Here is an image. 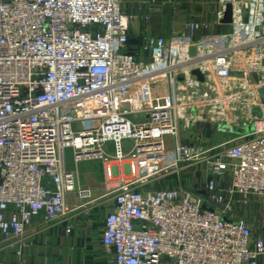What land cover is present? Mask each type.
Here are the masks:
<instances>
[{
    "label": "built area",
    "instance_id": "1",
    "mask_svg": "<svg viewBox=\"0 0 264 264\" xmlns=\"http://www.w3.org/2000/svg\"><path fill=\"white\" fill-rule=\"evenodd\" d=\"M118 2L0 0V235L17 240L34 217L69 214L70 149L76 163L136 161L132 173L158 162L116 189L102 235L114 264H258L264 240L233 219L232 198L264 196V0H219L218 22L232 6L227 31L185 22L143 37L138 54ZM202 121L245 133L210 158L179 141ZM200 163L206 182L193 192L138 189Z\"/></svg>",
    "mask_w": 264,
    "mask_h": 264
},
{
    "label": "crops",
    "instance_id": "2",
    "mask_svg": "<svg viewBox=\"0 0 264 264\" xmlns=\"http://www.w3.org/2000/svg\"><path fill=\"white\" fill-rule=\"evenodd\" d=\"M219 0H119V11L133 17L129 25V41L137 45L130 46L131 53L138 54V48L145 36L168 37L185 22H203L208 25L201 34L219 33L228 30L217 20ZM159 4L171 5L163 9ZM161 17V18H160ZM255 81L254 78H252ZM135 123L147 121L143 116H133ZM182 129V127H181ZM245 130L219 123L199 122L188 131L181 130L179 141L194 146L200 152H208L210 158L226 149V143ZM167 150L173 145L171 138L165 139ZM125 148L131 144L124 142ZM112 151V145L108 144ZM64 170L74 176L75 189L65 194L69 214L57 222H47L42 215L31 220L21 238L7 241L0 235V264H114L112 249L104 246L102 235L105 219L113 209L116 189L123 182L135 180L158 168L155 161L148 170L131 172V166L137 162L126 159L103 164L97 160L76 163L73 151L64 152ZM206 164L200 163L181 171L179 174H164L153 177L139 185L141 191H164L182 189L193 192L206 182ZM109 171V173H108ZM226 187V184H221ZM224 197L229 200L225 193ZM233 219L246 222L252 229V239L264 240V196L248 197L244 205L243 198H232ZM238 212V216H236ZM258 264H264V255Z\"/></svg>",
    "mask_w": 264,
    "mask_h": 264
},
{
    "label": "water",
    "instance_id": "3",
    "mask_svg": "<svg viewBox=\"0 0 264 264\" xmlns=\"http://www.w3.org/2000/svg\"><path fill=\"white\" fill-rule=\"evenodd\" d=\"M4 2H7V0H4ZM232 15H233L232 14V6H231V4H227L225 7L223 18H222L220 23L223 25L231 24L232 23ZM128 45L134 46V45H137V42L130 40V41H128ZM193 74L196 75L200 81H202V77L197 71H193ZM216 207L220 210L224 208V206H216ZM203 210L211 211L212 209L208 208L206 206H203ZM236 216H238V212H236ZM222 220L225 222L228 221L226 217H223ZM263 226H264V222H263Z\"/></svg>",
    "mask_w": 264,
    "mask_h": 264
},
{
    "label": "rangeland",
    "instance_id": "4",
    "mask_svg": "<svg viewBox=\"0 0 264 264\" xmlns=\"http://www.w3.org/2000/svg\"><path fill=\"white\" fill-rule=\"evenodd\" d=\"M168 6H171V5H167V4H165V5L164 4L163 5L162 4H159L158 5V7L163 8V9L167 8ZM128 119L131 120L132 122H134V120H133L134 118H133L132 115L128 116ZM73 130L74 131L77 130V126L76 125L73 126Z\"/></svg>",
    "mask_w": 264,
    "mask_h": 264
}]
</instances>
